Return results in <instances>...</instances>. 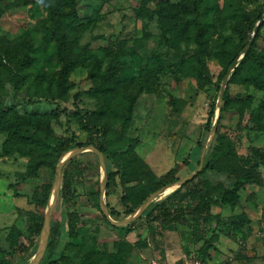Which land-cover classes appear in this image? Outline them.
<instances>
[{
	"label": "rangeland",
	"instance_id": "374dc122",
	"mask_svg": "<svg viewBox=\"0 0 264 264\" xmlns=\"http://www.w3.org/2000/svg\"><path fill=\"white\" fill-rule=\"evenodd\" d=\"M52 1L0 0V252L10 264H30L37 254L42 233L28 255H13L31 221H45L48 207L37 200L48 184L50 201L54 197L56 169L70 154L62 156L60 146L74 151L93 145L109 153L107 175L117 176L103 201L119 223L162 189L155 191V184L164 175L173 173L176 184L194 174L209 141L202 171L215 147L221 155L189 182H202L214 198L237 183L243 188L236 206L214 203L204 243L194 244L186 227L153 237L150 227L128 232L126 225H113L101 208L99 158L85 152L62 170L77 195L78 238L69 239L68 211L59 198L40 264H60L65 250L75 264H264V23L240 75L232 78L234 67L228 71L218 144L210 120L213 108L215 118L218 113L228 63L239 54L243 60L264 19V0H77L78 21L62 33L63 60L44 6ZM185 5L194 11L187 13ZM65 66L66 91L59 99ZM12 79L20 81L17 89ZM135 96L130 115L128 98ZM236 216L249 220L239 233L228 223Z\"/></svg>",
	"mask_w": 264,
	"mask_h": 264
},
{
	"label": "trees",
	"instance_id": "16d2710c",
	"mask_svg": "<svg viewBox=\"0 0 264 264\" xmlns=\"http://www.w3.org/2000/svg\"><path fill=\"white\" fill-rule=\"evenodd\" d=\"M53 3L47 4L45 3L44 6L50 11L52 21L54 24L53 30V38L56 42L57 47V55L58 57L63 60V36L62 33L64 32L65 28H71L74 24V21H78L77 15V0H54ZM186 12H193L194 8H189L185 5ZM68 23V25H66ZM264 23V22H263ZM262 23V24H263ZM262 26V25H261ZM261 28V27H260ZM260 33V29H259ZM258 33V35H259ZM257 35V36H258ZM257 38V37H256ZM196 43L201 46V42L199 37L196 38ZM249 51L244 55L242 61L239 62L240 54L235 56L227 65L224 75L221 79H224L226 74H228L229 69L235 68L234 74L232 78L238 77L241 73L242 68L250 60L252 54ZM60 60V61H61ZM62 62V61H61ZM197 62H198V70L201 76H203L204 71V62L201 57V53L197 55ZM238 65V66H237ZM237 66V67H236ZM69 74V69L65 66L61 70L60 77L57 81V88H58V98L61 99L66 91V82L67 76ZM231 78V79H232ZM20 81H16L15 79L11 80V84L18 88ZM230 81L227 83V88L224 94V103L228 98V93L230 90ZM79 98V95L76 96V99ZM138 99V96L129 97V107L127 113L129 112L130 115L132 114V109L134 107V103ZM215 110L216 108L212 109L210 113V120L211 122L215 119ZM224 113V106L221 110V117L220 122L222 120V115ZM219 122V123H220ZM216 143L218 141L220 143V132L219 127L216 133ZM92 144V143H91ZM201 144H199L200 146ZM78 147H83L82 145H78ZM104 156H108L109 153L102 147L96 146ZM212 150V148H211ZM221 148L219 146L215 147L211 155L209 156V161L205 169L201 172L204 174L206 171L212 169L214 167V161L221 155ZM72 149L67 145L64 144L59 147V152L62 156L68 154ZM74 163V160L71 163ZM246 165H252V160L248 159L246 161ZM200 173V174H201ZM200 174L198 176H200ZM116 176L117 174H110L108 176V183H107V192L106 196L109 197L113 193L114 186L116 184ZM176 178L173 173H168L160 178L155 184V191L172 185L175 183ZM248 183H251L249 181ZM243 188V183H237L234 185L232 189L226 190L222 196L214 198L213 196H206L204 185L200 181H192L185 184L183 187L179 188L177 191L166 197L164 200H161L159 203L154 204L152 203L144 214L129 223L126 226V230L128 232H135L141 229H145L146 227H150L151 229V236H156L159 232L169 231V232H179L180 227H186L190 230L191 238L194 244L204 243L205 242V232L206 228L209 223L213 220L212 215V206L214 203H219L223 206H236L240 200L239 192ZM53 186L51 184L42 186L41 192L39 193L38 203L39 205L46 209L49 205V201L51 198ZM60 198L63 200L65 207L67 208V223L69 227V239L70 241L76 240L78 238V230H79V212H78V204H77V195L73 188V180L67 172L64 173L62 179V186L60 192ZM122 205L128 207V199L126 196L122 197L121 199ZM140 206L134 210H128L127 217L134 215L137 210H139ZM112 216H117L118 214L113 210L111 212ZM43 222L44 219L40 220H32L28 229L27 235H21V237L17 240L16 250L13 255H20L25 257L28 255L36 246L37 240L43 230ZM229 225L232 228L234 233L241 232L246 225L249 223V220L245 216H236L231 217L228 220ZM156 226V228H154ZM20 236V235H19ZM69 245V243H68ZM50 247V240L49 246ZM58 263L60 264H75L72 262L71 258L67 255L66 250L63 254L60 255L58 258ZM0 264H10V259L6 257L4 253L0 252Z\"/></svg>",
	"mask_w": 264,
	"mask_h": 264
},
{
	"label": "water",
	"instance_id": "95a60500",
	"mask_svg": "<svg viewBox=\"0 0 264 264\" xmlns=\"http://www.w3.org/2000/svg\"><path fill=\"white\" fill-rule=\"evenodd\" d=\"M264 22V19H262L260 21V23L258 24L257 28L255 29V32L253 34V38L252 40L249 42V44L246 46V48L244 49L243 55H245L249 49L251 48L253 42L255 41L258 33H259V29L262 25V23ZM228 78H229V73L225 76L222 86H221V90H220V95H219V99H218V113L217 116L215 118V122L213 125V129H212V135H216L217 130H218V126H219V122H220V117H221V110L223 108L224 105V94L227 88V83H228ZM209 141H207L203 147V156H202V161L200 163V167L199 169L192 174L191 176H188L187 178L178 181L176 184H172L169 186H166L164 188H162L160 191L156 192L155 194H153L152 196H150L148 198V200L139 208V210L137 211L136 214L130 216L127 220L123 221V222H119V223H114L111 221V218L108 214L107 208L104 205V196L106 194V187H107V183H108V175H107V169H106V164H105V159H104V155L103 153L95 146L91 145V146H86V147H82V148H78L74 151H70V154L66 156V158H64L60 164L58 165L57 169H56V183H55V192H54V197L52 198V200L49 203L46 215H45V221H44V225H43V232H42V242L40 245V248L37 252V254L35 255V257L33 258V260L31 261L30 264H40L43 261V258L47 252L48 249V245H49V240H50V222H51V216L52 213L54 211V209L56 208L59 198H60V192H61V185H62V170L64 168V166L66 165L67 162H69L70 160H72L73 158L85 153V152H93L95 153L98 158H99V162L101 165V168L105 174L104 180H103V186L101 189V208L105 214V216L108 218V220L115 226H127L129 223H131L132 221L140 218L144 212L147 210V208L155 201H157L158 199H161V197L163 195H165L167 193L168 190H170V188H172L173 186H176L177 188H181L183 187L185 184H187L189 181H191L192 179H194L196 176L199 175V173L202 171V167H203V162L206 156V150L208 147Z\"/></svg>",
	"mask_w": 264,
	"mask_h": 264
},
{
	"label": "built area",
	"instance_id": "2783aa9c",
	"mask_svg": "<svg viewBox=\"0 0 264 264\" xmlns=\"http://www.w3.org/2000/svg\"><path fill=\"white\" fill-rule=\"evenodd\" d=\"M152 264H165V263L158 260V261H153ZM194 264H202V262H195Z\"/></svg>",
	"mask_w": 264,
	"mask_h": 264
},
{
	"label": "bare ground",
	"instance_id": "6f19581e",
	"mask_svg": "<svg viewBox=\"0 0 264 264\" xmlns=\"http://www.w3.org/2000/svg\"><path fill=\"white\" fill-rule=\"evenodd\" d=\"M170 193V191H167V193L165 194V195H167V194H169Z\"/></svg>",
	"mask_w": 264,
	"mask_h": 264
}]
</instances>
